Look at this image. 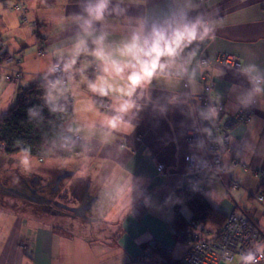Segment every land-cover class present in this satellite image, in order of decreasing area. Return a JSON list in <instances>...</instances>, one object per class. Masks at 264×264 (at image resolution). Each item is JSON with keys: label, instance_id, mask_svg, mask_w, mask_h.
Here are the masks:
<instances>
[{"label": "crops", "instance_id": "crops-1", "mask_svg": "<svg viewBox=\"0 0 264 264\" xmlns=\"http://www.w3.org/2000/svg\"><path fill=\"white\" fill-rule=\"evenodd\" d=\"M22 1L29 23L12 9L16 0H0V53L17 58L24 73L15 85L0 83V114L14 104L19 87L38 83L36 76H47L55 62L84 92L108 98L40 85L36 99L52 106L64 97L71 100L73 119L64 133L70 139L79 136L84 149L65 159L76 162L78 178L77 183L71 178L68 191L73 185L84 189L69 208L45 196L28 202L44 206L54 220L45 213L36 221L5 217L1 205L0 264H135L151 244L160 252L143 264H163L161 252L180 261L184 247L171 232L178 191L203 194L226 217L237 207L227 194L232 182L252 192L262 189L252 172H264V93L244 102L252 83L241 69L255 65L264 75V0ZM182 12L187 21L199 16L214 24L215 40L194 42L174 57L160 56L163 45L155 44L154 32L165 29L170 35L168 26L179 22ZM219 54L237 57L241 69L217 67L211 99L223 104L225 117L251 105L254 115L231 137L225 174L193 175L184 163L191 152L185 142L191 123L188 97L204 92L206 66L200 61ZM157 60L168 66L161 70ZM232 160L244 163L246 171ZM65 180L63 175L60 181ZM246 199L240 191L235 202L248 210ZM182 206L180 213L189 219ZM194 233L215 236L208 227H196Z\"/></svg>", "mask_w": 264, "mask_h": 264}, {"label": "built area", "instance_id": "built-area-1", "mask_svg": "<svg viewBox=\"0 0 264 264\" xmlns=\"http://www.w3.org/2000/svg\"><path fill=\"white\" fill-rule=\"evenodd\" d=\"M12 9L21 14V21L29 23L27 11L22 0H16ZM35 29L34 23L29 24ZM37 56L43 55L41 44L36 46ZM202 65L206 70L201 74V82L204 92L202 94L189 96L188 105L191 110V123L185 134V142L191 148V152L184 157V163L189 174L197 175L212 170L219 174H225V156L230 153V141L233 133L240 127L247 126L253 115L254 107L246 106L241 108L234 116L225 117L223 115V104L214 102L211 94L214 90V71L217 67L240 70L241 66L237 57L227 54H219L211 59H202ZM24 73L19 68V60L14 56L0 53V83L15 85L23 77ZM39 81L49 88H59L66 92L69 89H79L93 99H104L108 97L84 92L75 82L65 75L62 63L55 62L51 66V71L47 76L37 75ZM74 142L81 143L79 136H74ZM140 141V138H137ZM1 149L5 146L1 145ZM232 165L246 171L244 163L232 160ZM163 166H157V172H162ZM252 175L260 179L264 185V172L254 170ZM240 191H244L248 200L253 204V208L244 209L239 207L235 198ZM227 194L237 207L232 213L227 215L225 223L219 236L189 237L183 233H178L171 229L174 236L180 238V243L184 247V252L180 258L182 264H221L230 263L237 258L241 264L240 256L252 248L253 241L264 242V228L260 227L258 217L264 218V195L259 191H249L239 184L231 183L227 187ZM261 208V214H258ZM160 252L157 244H151L144 248L141 256L134 260L135 264H143L154 254ZM262 261L261 263H263Z\"/></svg>", "mask_w": 264, "mask_h": 264}, {"label": "trees", "instance_id": "trees-1", "mask_svg": "<svg viewBox=\"0 0 264 264\" xmlns=\"http://www.w3.org/2000/svg\"><path fill=\"white\" fill-rule=\"evenodd\" d=\"M34 35L41 41L37 32ZM41 84L39 81L28 88L19 87L14 104L0 114V146H5L2 151L7 155L26 154L40 160L67 159L84 149L81 143L72 141L64 133L73 119L71 100L64 97L53 107L36 99ZM41 140L43 142L37 146ZM261 187L259 192L264 195V185ZM177 198L179 203L172 208L171 229L192 237L196 227H210L215 236L220 235L227 216L219 213L203 194L186 188L177 192ZM180 203L190 211L189 219L180 213ZM175 237L180 242V238ZM160 255L164 257L163 264H182L166 253Z\"/></svg>", "mask_w": 264, "mask_h": 264}, {"label": "rangeland", "instance_id": "rangeland-1", "mask_svg": "<svg viewBox=\"0 0 264 264\" xmlns=\"http://www.w3.org/2000/svg\"><path fill=\"white\" fill-rule=\"evenodd\" d=\"M27 35L28 37H30L28 32ZM15 53L16 55L21 54V52L19 51ZM53 107H55V105H53ZM43 140L37 143V146H40ZM2 154L4 153L1 151L0 147V160L5 164L6 168L8 167L11 175V179L6 184L7 188H19L18 184L23 182V184H26L29 189L31 187L34 189H44L45 192L43 193V196H45L47 199H50L57 206L69 208L73 207L75 204H77V202H79L77 201V199L80 197L79 193L84 188L81 186L80 188H78L76 185H73L71 189L75 193L72 191H68L71 186V178L72 181L76 183L78 182V178L73 175V172L76 171V162H67L65 159L53 160L48 158L40 160V158L36 156L26 154H15L6 156H3ZM24 156H27L31 160V169L29 171H26L24 167L20 166V159ZM69 164L73 165L74 167L71 169ZM63 175L68 178V181H60ZM29 194L30 196L33 195L31 191H29ZM36 196H38V193L36 194ZM16 200L17 199L14 198H8V201L12 204L6 205V201L5 203H3L1 212L6 213V215L3 216L19 217L24 218V220L29 218L30 221H33L34 219H38L39 215L44 216L45 211H47L44 206L37 205L34 203L17 202ZM246 200L247 206L252 209V202L248 199ZM181 210L182 212L187 213V217L190 215V211L187 209V207L182 206ZM56 213H58L57 209ZM64 214L67 215V211H64ZM258 214H261V208L259 209ZM45 217H50V220H54L49 214V212L45 213ZM258 218H260V227L264 228V218ZM237 261V258H234L233 264Z\"/></svg>", "mask_w": 264, "mask_h": 264}, {"label": "clouds", "instance_id": "clouds-1", "mask_svg": "<svg viewBox=\"0 0 264 264\" xmlns=\"http://www.w3.org/2000/svg\"><path fill=\"white\" fill-rule=\"evenodd\" d=\"M101 8H103V5H101ZM168 28L170 29V35L166 34L165 29L154 32L155 44L163 45L160 49V56L174 57L179 54L180 50L194 42H203L208 38L215 40V25L206 23L199 16L194 21H187L186 13L182 12L179 22L175 23V25H169ZM148 55H152L151 48L148 50ZM157 66L163 70L168 65L160 63L157 60ZM241 71L249 76L250 82L252 83V88L244 100L247 103L252 97L264 93V87H262V84H264V75L259 73L255 65H247ZM20 166L24 167L26 171H29L31 169V160L27 156L21 157ZM252 248L255 251L249 249L245 254L240 256L241 264H261L264 261V242L253 241Z\"/></svg>", "mask_w": 264, "mask_h": 264}, {"label": "flooded vegetation", "instance_id": "flooded-vegetation-1", "mask_svg": "<svg viewBox=\"0 0 264 264\" xmlns=\"http://www.w3.org/2000/svg\"><path fill=\"white\" fill-rule=\"evenodd\" d=\"M2 151V149H1ZM3 152V151H2ZM4 153V152H3ZM3 156H6L7 154L4 153L2 154ZM11 179V175L9 172L8 167L6 168L5 164L0 160V206H3V203L6 201V205L12 204L11 202L8 201V198H14L17 199V202H38V201H43L42 196L43 193L45 192L44 189H34L30 188L26 185L20 183L18 184L19 188H7L6 184L9 182ZM29 189V190H28ZM29 191L33 194L30 196ZM38 193V196L36 194Z\"/></svg>", "mask_w": 264, "mask_h": 264}]
</instances>
